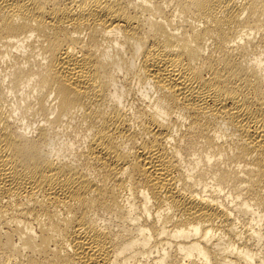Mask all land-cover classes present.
I'll use <instances>...</instances> for the list:
<instances>
[{
  "label": "bare ground",
  "instance_id": "obj_1",
  "mask_svg": "<svg viewBox=\"0 0 264 264\" xmlns=\"http://www.w3.org/2000/svg\"><path fill=\"white\" fill-rule=\"evenodd\" d=\"M0 264H264V0H0Z\"/></svg>",
  "mask_w": 264,
  "mask_h": 264
}]
</instances>
